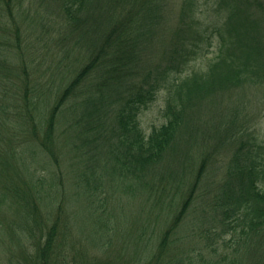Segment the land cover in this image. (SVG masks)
Listing matches in <instances>:
<instances>
[{
  "label": "trees",
  "instance_id": "trees-1",
  "mask_svg": "<svg viewBox=\"0 0 264 264\" xmlns=\"http://www.w3.org/2000/svg\"><path fill=\"white\" fill-rule=\"evenodd\" d=\"M43 2L45 7L48 4V9L57 10L61 20L60 36L69 38L70 51L82 49L85 63L62 90L54 92L53 97L50 96L51 89L42 93L36 89L33 107L40 112L44 133L39 137L34 123L32 134L23 132L29 138L24 142L25 146L21 142L8 151L16 160V156L21 157L25 150L30 154V160L35 159L38 145L53 154L58 139L56 118L63 112L67 99L77 95L86 79L100 80L94 87H86L82 113L74 120L70 119V125L77 131H73L72 144L81 147L84 157L91 155L101 176L117 175L115 187L120 180H128L120 192L115 189L114 195H128L126 191L136 194L138 187H146L145 196L150 200L154 197H150V193L155 190L156 175L168 173L167 157L169 153H175L180 133L185 127L189 137L193 136V131L198 132L197 117L216 106L211 98L231 91L230 94L236 93L237 96L250 86L264 89V4L260 0H213V11L224 19L223 29L215 23L206 24L210 8L201 0ZM18 4L19 0H0V11L14 20L15 13V16L19 15ZM38 8L39 5L35 12ZM37 17L41 16L37 14ZM13 30L17 38L19 26ZM215 34L216 41H221L214 51L211 47ZM207 55L212 58L204 60ZM21 81L23 97H27L28 82L25 78ZM162 87L166 90L164 121L145 133L139 123L140 112L155 100ZM230 106L233 119L222 113L216 122L226 125L224 135L229 137L223 141L227 147L233 146L224 179L203 202L201 175L204 166H208L206 157H203L198 167L189 164L191 178H185V172H182L179 182H169L161 222L167 223L166 228L155 237L149 234L143 246L150 248L154 264H264V150L253 138L252 126L240 120L243 110L237 111L235 106ZM30 118L33 120V114ZM189 120L193 121L191 127L186 125ZM236 142L239 144L235 147ZM212 155L211 151L210 160ZM182 166L184 171L189 167L186 162ZM160 168L164 171H159ZM9 181L15 182L10 176L8 182L1 184L4 189H0V213L2 208H11L10 214L6 215L8 220H4L5 226L2 227L0 220V229L6 227L9 237L17 242L41 236L42 242L32 244L38 245L36 256L29 255L26 264H46L56 228L55 223L46 224L49 212L42 214L40 207L43 206L37 197L41 196L46 205L53 206V201L47 199L45 193L50 196L60 186L56 181L47 189L39 180L36 183L24 180L21 186ZM161 194L151 199L152 203H157L154 204L156 207L163 203ZM88 198L91 207L88 214L92 210L96 222L105 229L115 225L117 208L110 204L106 208L101 197L88 195ZM194 205H197L195 210ZM169 206L176 207L171 209ZM206 216L212 217L206 219ZM191 218L196 224L188 229L185 221ZM182 222L184 228L180 226ZM35 224L37 229L32 226ZM211 225L215 235L224 231L230 233L229 240H222L224 252L218 250V242L201 244L203 233L210 236ZM180 229L189 248L181 250L174 258L172 252L176 246V252L179 251L181 238L177 234ZM191 245L201 246H196L197 261L191 256ZM202 247L210 248L211 252Z\"/></svg>",
  "mask_w": 264,
  "mask_h": 264
},
{
  "label": "rangeland",
  "instance_id": "rangeland-1",
  "mask_svg": "<svg viewBox=\"0 0 264 264\" xmlns=\"http://www.w3.org/2000/svg\"><path fill=\"white\" fill-rule=\"evenodd\" d=\"M203 1L208 4L206 7L210 8V16L205 19L206 24L215 23L223 29L224 19L216 11H213L215 7L213 0H201V3ZM260 1L264 4V0ZM38 5L40 8L35 12ZM16 10L18 16H15ZM16 10H14V20L0 11V189H4V185L1 184L5 181L8 182L10 176L15 182H9L17 186H21L24 180L33 181V183L39 180L45 189L49 186L53 187L55 181L60 186L59 189H54L50 196L47 192L45 193L47 195L45 197L53 201V206L46 205L41 196L37 197L43 206L40 207L42 214L46 215L49 212L46 224L49 226L55 223L56 228L52 251L50 250L46 264H154L155 260L150 258V248L147 249L143 246L149 234L155 237L166 228L167 223L161 222L166 200L165 189L170 185L169 182H179L182 172H185V178H191L192 167L189 164L193 163L198 167L203 157H206L208 162V166H204L201 175L200 187L203 193L201 195L203 202L211 196L214 187L224 179L233 146L232 148L231 146L227 147V143L223 141L224 138L229 137L224 135L226 125L222 126L216 122L222 113L230 120L233 119V108L230 105L235 106L237 111L243 110L240 120L243 121V124L252 126V136L264 150V89H260L259 86H250L247 88L250 89L249 91L241 90L237 96L236 93L230 94L231 91L213 97L211 99L216 102L215 108L201 113L196 119L198 132L193 131V136L189 137L187 136L188 130L185 131L186 127L183 129L175 153L172 152L171 155L169 153L167 157L169 158L167 161L168 173L160 175L159 172L156 175L155 190L150 193V197L154 196L151 198L153 200L156 194L162 193L163 205L156 207L154 204L157 203L146 199V187L145 189L138 187L136 194L130 193V191H126L128 195L117 194L121 196L119 197L114 195L115 189L120 192L121 186L128 180H120L115 187L117 175L108 173L106 176H101L91 155L88 154L84 157L81 147L73 145L71 139L72 134L74 135V132L77 131H74L70 125V119L74 120L82 113V103L87 92L86 87L89 85L94 87L100 80L86 79L81 84L82 88L77 95L67 99L63 112L59 113L56 118L58 139L53 154L40 145L36 146L38 156L36 155V158L32 160L29 159L30 154L26 150L21 157L16 156L18 161L8 153L11 147L17 146L21 142H27L28 135H23V132L29 131L28 133L32 134L33 123L34 130L39 132V137L44 133L42 130L44 126L39 117L40 112L37 113L33 107L32 98L36 89L40 93L43 90L51 89L50 96L53 97L54 92L62 90L85 63V54L83 55L82 49L70 51L72 45L69 38L60 36L61 20L57 10L48 9V4L45 7L43 0H38V2L19 0ZM37 14L41 16L39 19ZM50 17L51 19L48 21L47 19ZM16 25L20 28V35L18 34L17 38L16 32L13 30ZM161 36L163 37L162 34ZM220 41V39L216 41L215 34L211 49L215 51L216 45ZM206 57L204 60L212 58V55ZM156 58L159 59V55ZM24 78L28 82L27 97H23L24 85L21 80L24 81ZM165 97L166 90L162 87L157 92L155 100L140 112L139 123L145 133L164 121ZM66 108L69 110H64ZM71 108L72 113L70 112ZM30 114H33V120L30 118ZM58 123H60L59 126ZM192 124L193 121L189 120L186 125L191 127ZM215 144L216 146H214ZM238 144L239 142H236L235 147ZM32 149H34L33 146ZM211 151L213 155L210 160ZM185 162L189 166H186V171L182 170L184 165L180 167ZM106 179L108 180L107 184ZM185 183L183 187L186 186ZM90 189L93 192H90ZM88 195L92 198L101 197L106 203V208L109 207V204L117 208L118 212L114 215V218L117 219L115 225L105 229L96 222L92 210L88 214L89 208H91ZM173 200L176 201V198ZM57 204H59L58 208H56ZM200 206L203 207L202 204ZM174 207L176 206L168 208L174 209ZM196 207L197 205H194L193 210ZM206 208L208 210V207ZM10 209H1L2 227L5 226L4 220H8L6 215L10 214ZM99 210H102L100 205ZM164 212H167V208ZM13 216L15 218L17 215ZM211 217L206 216V219ZM18 221H22L20 215H18ZM185 222L188 229L196 224L194 218ZM14 223L17 225L16 222ZM110 224L108 223V225ZM32 226L37 229V224ZM180 226H183L181 228L185 227L183 222ZM216 227L219 228V226ZM45 228L47 227L45 226ZM153 228L154 230H152ZM212 229L213 225L210 226V236L203 233L201 244L209 241L218 242V250L224 252L222 240H229L230 233L224 231L220 235H215ZM0 230V264H26L29 255L36 256L38 245L32 244L42 242L41 236L25 241L20 239L17 242L9 237L6 227ZM181 230L177 234L181 238L179 251L176 252V246L175 251L172 252L174 258L181 250L189 248L180 233ZM35 233L37 234V230ZM196 246L201 247L200 245ZM196 246L191 245L190 250L191 256L197 261ZM204 249L211 252L210 248ZM156 264L158 263L156 262Z\"/></svg>",
  "mask_w": 264,
  "mask_h": 264
}]
</instances>
